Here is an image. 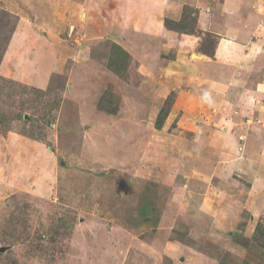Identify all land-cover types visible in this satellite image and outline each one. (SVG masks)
Instances as JSON below:
<instances>
[{"label":"rangeland","instance_id":"1","mask_svg":"<svg viewBox=\"0 0 264 264\" xmlns=\"http://www.w3.org/2000/svg\"><path fill=\"white\" fill-rule=\"evenodd\" d=\"M220 1L168 0L163 35L139 0H0V264H264V109L201 68L174 106Z\"/></svg>","mask_w":264,"mask_h":264},{"label":"crops","instance_id":"2","mask_svg":"<svg viewBox=\"0 0 264 264\" xmlns=\"http://www.w3.org/2000/svg\"><path fill=\"white\" fill-rule=\"evenodd\" d=\"M242 1L222 0L218 6L199 9L198 15L206 14V19H199L198 22L201 24V27L203 26V29L209 30L219 36L218 44L211 57L197 52L189 54V63L187 64L191 69L187 71L189 87L188 89H181L176 92L177 106L174 104L175 107H179L187 96L188 99L196 96L194 93L195 89H190L193 86L191 82L196 81L195 78L197 77L200 80L201 76H203L205 79L210 78L207 80H210L213 84L215 81L216 85H214L220 91H213L215 94L214 98L218 97L216 106L220 111L225 104L229 106L233 104V106H238L241 109L242 107L248 108V113L251 114H254L255 110L264 109V72H261L264 66V36L257 34L255 40L248 42H244V40L238 37L237 29L247 20L245 19L244 21L243 19L244 10L241 7ZM139 2L142 3L141 10H147V14L153 15L154 23H151V28L145 25L143 29H141L143 26L138 28L134 26V29H140L148 34H158L159 31L160 34L165 35L167 30L163 28L162 18L168 0H139ZM247 13L249 14L248 17L252 18V22L256 23L258 19L256 17V10L251 9ZM227 18H235L234 24ZM210 20H212L211 23H209ZM255 25H257L256 29L264 28V25H261L259 22ZM231 37H237L239 40L233 42L235 46H232V41H229ZM237 46L240 47L241 51L237 49ZM195 68L205 70L201 71L202 73L200 74L198 73L197 77L191 78L190 71L196 72ZM210 71H212L213 75H210ZM159 90L160 88L157 89V94ZM161 91L163 96H165L166 91L163 87ZM202 91L206 90L203 89ZM243 103H246L248 106H242ZM238 115L232 116L231 119H224L223 121L231 122L232 119H238ZM245 120L247 123L251 122V119L246 118ZM253 132L257 134V131Z\"/></svg>","mask_w":264,"mask_h":264}]
</instances>
